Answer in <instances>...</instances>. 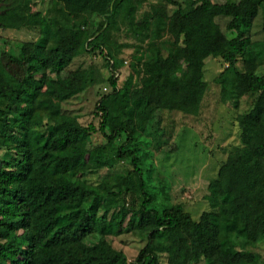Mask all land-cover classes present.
<instances>
[{"label": "trees", "instance_id": "1", "mask_svg": "<svg viewBox=\"0 0 264 264\" xmlns=\"http://www.w3.org/2000/svg\"><path fill=\"white\" fill-rule=\"evenodd\" d=\"M35 1L34 11L20 0L0 19L36 35L0 54V264H260L249 247L264 242V57L251 30L264 0ZM159 18L165 48L149 41ZM84 55L101 59L105 80L91 65L69 70ZM208 58L225 66L214 79L223 103L253 100L195 221L182 203L158 204L146 149L168 144L165 112L198 115ZM98 83L109 87L94 107L98 127L76 135L61 103ZM95 133L102 144H92ZM118 162L131 169L100 175ZM125 234L145 241L132 260L107 239Z\"/></svg>", "mask_w": 264, "mask_h": 264}, {"label": "rangeland", "instance_id": "2", "mask_svg": "<svg viewBox=\"0 0 264 264\" xmlns=\"http://www.w3.org/2000/svg\"><path fill=\"white\" fill-rule=\"evenodd\" d=\"M211 1L221 4L239 0ZM22 2L25 12H32L40 5V2L35 0H22ZM263 19L262 12H259L253 20L251 40L260 45L264 57ZM166 23L165 18L155 20L150 26L149 37V41L164 48L168 46ZM35 37L34 29L27 26L25 21L20 22L15 30H0V54L16 51L18 43L32 41ZM127 41L131 43V40ZM130 52L131 50H126L122 56L124 67L131 63L128 58ZM14 57L16 59V56ZM12 61L14 60L10 62ZM90 65L102 73L103 80L108 77L101 59L88 55L75 59L69 70ZM237 66L241 68V63L239 62ZM224 67L218 59L208 58L205 61L203 80L207 82L208 88L198 115L189 116L180 112H165L163 128L170 136L168 144L160 150H155L151 145L146 149V165L151 170L149 189L155 194L158 204L164 203V196L168 198L170 204L182 203L185 211L195 221L202 212L209 210V205L204 199L208 184L216 178L219 166L227 155L234 152L240 145V132L236 117L246 113L253 100L252 96L242 97L237 110L221 101L220 88L215 84L214 79ZM256 74H264V64L256 70ZM47 92L50 93V90L47 89ZM107 92H109V87L105 83H98L72 99L62 102L61 121L68 124L76 135L80 129L90 124L98 127L99 118L93 115L94 107L99 95ZM91 142L93 145H100L104 141L99 133H95L91 136ZM104 154L96 153L95 156L103 159ZM129 169L131 166L128 163L118 162L112 168H102L100 175L110 173L114 176ZM90 180L95 183L97 176L91 177ZM158 204H155L156 208ZM107 239L115 249L121 250L128 260L134 259L145 244L144 240H140L134 234ZM249 250L258 253L261 257L260 264H264V242L255 247H249Z\"/></svg>", "mask_w": 264, "mask_h": 264}, {"label": "flooded vegetation", "instance_id": "3", "mask_svg": "<svg viewBox=\"0 0 264 264\" xmlns=\"http://www.w3.org/2000/svg\"><path fill=\"white\" fill-rule=\"evenodd\" d=\"M19 1L20 0H0V19L6 17L9 11L13 12L19 9ZM0 30H10L9 28H5L3 23L0 20Z\"/></svg>", "mask_w": 264, "mask_h": 264}]
</instances>
